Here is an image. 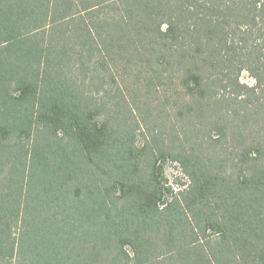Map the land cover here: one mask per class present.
<instances>
[{"label": "trees", "instance_id": "16d2710c", "mask_svg": "<svg viewBox=\"0 0 264 264\" xmlns=\"http://www.w3.org/2000/svg\"><path fill=\"white\" fill-rule=\"evenodd\" d=\"M263 124L264 0H0V264H264Z\"/></svg>", "mask_w": 264, "mask_h": 264}, {"label": "rangeland", "instance_id": "374dc122", "mask_svg": "<svg viewBox=\"0 0 264 264\" xmlns=\"http://www.w3.org/2000/svg\"><path fill=\"white\" fill-rule=\"evenodd\" d=\"M241 81L248 84L254 85L256 84V80L248 71H243L241 74ZM264 127V124L262 125ZM161 167L163 171L164 179L168 186H170L173 191L178 192L186 188L189 183L190 179L187 173L184 171L182 165L174 160L171 157H165L161 160Z\"/></svg>", "mask_w": 264, "mask_h": 264}]
</instances>
